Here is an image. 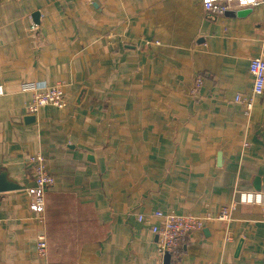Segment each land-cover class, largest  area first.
I'll use <instances>...</instances> for the list:
<instances>
[{"label":"crops","instance_id":"1","mask_svg":"<svg viewBox=\"0 0 264 264\" xmlns=\"http://www.w3.org/2000/svg\"><path fill=\"white\" fill-rule=\"evenodd\" d=\"M230 10L0 0V173L17 186L0 190V264L41 263L42 233L49 264L167 263L137 213L216 215L238 190L264 192V94L250 110L234 100L250 96L249 61L264 57V4ZM26 81L64 82L65 107L27 119ZM35 152L53 176L42 220L29 207ZM207 263L264 264L260 205L190 234L177 264Z\"/></svg>","mask_w":264,"mask_h":264},{"label":"built area","instance_id":"2","mask_svg":"<svg viewBox=\"0 0 264 264\" xmlns=\"http://www.w3.org/2000/svg\"><path fill=\"white\" fill-rule=\"evenodd\" d=\"M233 1L234 3H232ZM201 3L205 11L224 13L234 6L252 7L264 4V0H201ZM248 71L252 77L250 96L243 97L240 93H237L234 97L236 102L243 103L246 110L252 108L254 96H262L264 94V57H251ZM202 78L200 74L195 76V83L191 89V92L195 95L199 94ZM64 85L65 83L62 81L48 85L34 81L21 83L20 90L31 93V98L26 105L27 112L35 114L39 111L40 107L45 105L64 108L66 105L63 91ZM2 92L3 90L0 85V94ZM26 164L34 183L33 187L29 189L31 193L29 207L31 211L40 217L45 208V191L52 185L53 176L48 170L46 157L40 152L29 154L26 158ZM241 204L260 205L264 213V192L238 190L231 201L223 205L216 215H212L210 212L194 215L191 213L178 214L173 211L163 212L161 210H153L148 213H137L136 219L146 225L152 233L156 234L158 252L162 256L167 254L169 257V261L162 264H177L180 257V248L187 241L190 234L200 231L207 220H229L231 210ZM40 218L42 220V216ZM36 251L38 257L41 259V263L39 264H49L47 261V241L43 233L37 236Z\"/></svg>","mask_w":264,"mask_h":264},{"label":"water","instance_id":"3","mask_svg":"<svg viewBox=\"0 0 264 264\" xmlns=\"http://www.w3.org/2000/svg\"><path fill=\"white\" fill-rule=\"evenodd\" d=\"M249 8H244V9H241V11H247ZM226 13H233L232 10H227ZM27 119H30V120H33L34 119V115L33 114H29L28 116H26ZM5 173L1 172L0 173V190H7V189H11V188H16V184L12 183V182H8L4 179ZM257 187V185H256ZM239 248V246L237 247V249ZM165 258L167 259L168 258V255L166 254Z\"/></svg>","mask_w":264,"mask_h":264},{"label":"rangeland","instance_id":"4","mask_svg":"<svg viewBox=\"0 0 264 264\" xmlns=\"http://www.w3.org/2000/svg\"><path fill=\"white\" fill-rule=\"evenodd\" d=\"M232 3H234V1H233ZM239 8H242V7H239ZM35 153H36V152H35ZM30 154H31V153H30ZM28 155H29V154H28ZM28 155H27V156H28Z\"/></svg>","mask_w":264,"mask_h":264}]
</instances>
